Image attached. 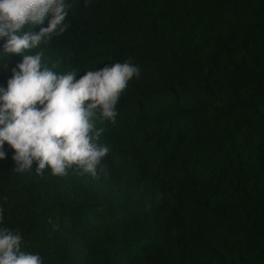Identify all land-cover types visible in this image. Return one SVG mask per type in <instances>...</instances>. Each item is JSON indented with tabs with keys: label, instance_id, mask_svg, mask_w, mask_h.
<instances>
[{
	"label": "trees",
	"instance_id": "trees-1",
	"mask_svg": "<svg viewBox=\"0 0 264 264\" xmlns=\"http://www.w3.org/2000/svg\"><path fill=\"white\" fill-rule=\"evenodd\" d=\"M69 2L68 29L27 54L77 80L140 75L95 121V177L18 173L5 142L0 230L42 264H264V0ZM22 59L0 56V87Z\"/></svg>",
	"mask_w": 264,
	"mask_h": 264
},
{
	"label": "clouds",
	"instance_id": "clouds-1",
	"mask_svg": "<svg viewBox=\"0 0 264 264\" xmlns=\"http://www.w3.org/2000/svg\"><path fill=\"white\" fill-rule=\"evenodd\" d=\"M71 8L69 0H0V38L5 39L0 56L23 57L7 87H0V148L7 142L14 150L18 173L32 171L36 162L37 174L50 167L52 175L62 177L75 165L95 177L111 151L98 143L104 129L95 121L115 123L122 92L140 75L138 66L117 62L77 80V71L57 73L43 65L42 50L27 54L68 29ZM48 17L47 27L32 30ZM21 243L18 231L0 230V264H42L39 254L22 252Z\"/></svg>",
	"mask_w": 264,
	"mask_h": 264
}]
</instances>
